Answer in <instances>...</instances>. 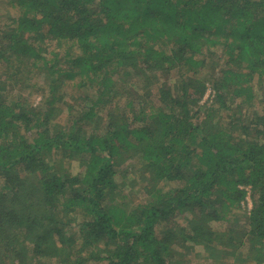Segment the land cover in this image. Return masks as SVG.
Returning a JSON list of instances; mask_svg holds the SVG:
<instances>
[{"label": "trees", "instance_id": "trees-1", "mask_svg": "<svg viewBox=\"0 0 264 264\" xmlns=\"http://www.w3.org/2000/svg\"><path fill=\"white\" fill-rule=\"evenodd\" d=\"M4 1L0 264H264V0Z\"/></svg>", "mask_w": 264, "mask_h": 264}, {"label": "rangeland", "instance_id": "rangeland-1", "mask_svg": "<svg viewBox=\"0 0 264 264\" xmlns=\"http://www.w3.org/2000/svg\"><path fill=\"white\" fill-rule=\"evenodd\" d=\"M8 3H6L4 0H0V17L2 18L3 16H5V14L9 11H13V9H11L10 7H8ZM177 76L178 74L175 72L174 74H172V76L170 77V81L169 84L174 85L177 81ZM207 93H209V96H207ZM205 97L202 99V102H206V101H210L209 97H211V90L208 89ZM42 95V93L39 91L36 93H32L30 95L32 101L34 104L38 103L40 101V96ZM60 122L61 123H65L66 122V117L64 115H61L60 118ZM129 163H125L122 166H118L116 168V179H117V183L119 186H123V188H125L126 191V199L124 202H127L129 206H133V204H138V203H143L144 199H145V193H143V191L140 190L139 187H141L140 185L136 184L133 181V175L136 176L137 174L135 173L134 168L132 169V166H128ZM81 166L78 160H75L71 163V170L74 171H78L80 170ZM133 174V175H131ZM173 187H176V184H170L168 185V187H166L167 189H171ZM130 190V192H128ZM247 201L248 204L245 206V208L249 209L251 207L250 204V199L249 197H247ZM239 218V217H238ZM241 218V217H240ZM241 220V219H240ZM243 221V220H241ZM243 222H239L236 223L234 225V227L236 228V230H238L240 233H242L243 231V227L242 226ZM234 224V222L232 223ZM186 252H179V254L177 255L178 260L183 259L184 261H188L189 264H207L206 261H202L204 260L203 257L196 255V253H193L191 251H188L187 254V258L184 256ZM202 255V253H200ZM186 263V262H185Z\"/></svg>", "mask_w": 264, "mask_h": 264}, {"label": "built area", "instance_id": "built-area-1", "mask_svg": "<svg viewBox=\"0 0 264 264\" xmlns=\"http://www.w3.org/2000/svg\"><path fill=\"white\" fill-rule=\"evenodd\" d=\"M207 96H209V93H207Z\"/></svg>", "mask_w": 264, "mask_h": 264}]
</instances>
